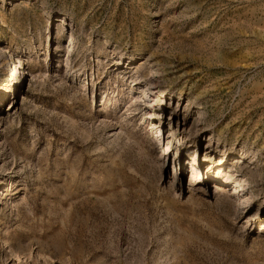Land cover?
Segmentation results:
<instances>
[{"label":"rangeland","instance_id":"374dc122","mask_svg":"<svg viewBox=\"0 0 264 264\" xmlns=\"http://www.w3.org/2000/svg\"><path fill=\"white\" fill-rule=\"evenodd\" d=\"M0 49V264H264V0H0Z\"/></svg>","mask_w":264,"mask_h":264},{"label":"bare ground","instance_id":"6f19581e","mask_svg":"<svg viewBox=\"0 0 264 264\" xmlns=\"http://www.w3.org/2000/svg\"><path fill=\"white\" fill-rule=\"evenodd\" d=\"M1 50V49H0ZM4 62V61H3ZM13 69V71L15 72V75L16 74H18L19 75V67L17 68L16 67V65L12 68ZM18 77H20V76H18ZM142 87V86H141ZM146 88V87H145ZM143 93V92H142ZM223 160L221 159V162H222ZM173 174H176V172H174ZM192 177V176H191ZM193 178V177H192ZM193 180V179H192ZM219 189V188H218ZM221 191V190H220ZM219 191V192H220ZM221 192H223V191H221ZM225 194V193H224Z\"/></svg>","mask_w":264,"mask_h":264}]
</instances>
